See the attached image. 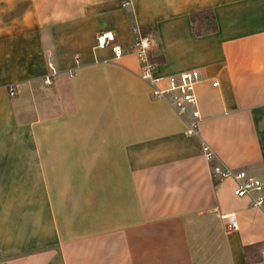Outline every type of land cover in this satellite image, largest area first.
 Segmentation results:
<instances>
[{"label":"crops","instance_id":"1","mask_svg":"<svg viewBox=\"0 0 264 264\" xmlns=\"http://www.w3.org/2000/svg\"><path fill=\"white\" fill-rule=\"evenodd\" d=\"M134 25L156 76L200 71L196 133L135 54L95 48ZM205 143L264 180V0H0V264H264V204Z\"/></svg>","mask_w":264,"mask_h":264},{"label":"built area","instance_id":"2","mask_svg":"<svg viewBox=\"0 0 264 264\" xmlns=\"http://www.w3.org/2000/svg\"><path fill=\"white\" fill-rule=\"evenodd\" d=\"M135 38L131 45L124 47L117 38L114 31H102L98 35L96 49H104L110 47L116 56H122L127 52L135 54L141 63V76L148 80L151 84V96L156 99L167 100L177 112L187 121V132L196 133L201 120V113L198 107V99L196 95V86L201 79V73L198 69H190L177 74H170L166 77L156 76L158 62L152 58V34L144 32L138 26H133ZM51 73L46 75L44 81L48 84L54 82L57 69L53 62H50ZM73 74V73H72ZM215 84L217 82H214ZM11 94H15L14 88ZM204 154L211 163L212 176L216 180L232 177L237 185L235 192L238 195H252L253 203L257 206L264 204V180L246 169H233L223 166L221 163L213 162L215 158L214 150L208 145L203 146ZM227 218L226 228L232 229L238 226V222L234 212L223 214Z\"/></svg>","mask_w":264,"mask_h":264},{"label":"trees","instance_id":"3","mask_svg":"<svg viewBox=\"0 0 264 264\" xmlns=\"http://www.w3.org/2000/svg\"><path fill=\"white\" fill-rule=\"evenodd\" d=\"M192 25L197 34H203L206 32H212L217 30L218 24L215 12L211 8H205L193 11L191 13ZM255 245H246V251H249ZM249 261H252L251 259Z\"/></svg>","mask_w":264,"mask_h":264}]
</instances>
